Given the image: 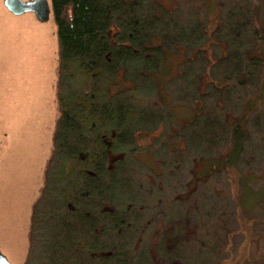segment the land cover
Instances as JSON below:
<instances>
[{
  "label": "trees",
  "instance_id": "trees-1",
  "mask_svg": "<svg viewBox=\"0 0 264 264\" xmlns=\"http://www.w3.org/2000/svg\"><path fill=\"white\" fill-rule=\"evenodd\" d=\"M261 1L210 32L162 0H50L61 110L23 264L230 260L264 188Z\"/></svg>",
  "mask_w": 264,
  "mask_h": 264
},
{
  "label": "rangeland",
  "instance_id": "rangeland-1",
  "mask_svg": "<svg viewBox=\"0 0 264 264\" xmlns=\"http://www.w3.org/2000/svg\"><path fill=\"white\" fill-rule=\"evenodd\" d=\"M162 1L169 9L178 7L187 18L208 19L211 32L219 25L218 16L236 0ZM35 17L33 13L14 15L0 0V253L12 264H23L26 259L31 208L45 183L61 110L56 91L59 43L54 19L52 14L47 22ZM255 53L264 62V42ZM176 62L172 60L173 68ZM262 71L259 105H264V67ZM123 86L120 82L119 88ZM254 196L253 208L243 209L241 221L247 223L241 231L244 238L225 264L256 262L252 253L262 240L252 226L264 188H256Z\"/></svg>",
  "mask_w": 264,
  "mask_h": 264
},
{
  "label": "water",
  "instance_id": "water-1",
  "mask_svg": "<svg viewBox=\"0 0 264 264\" xmlns=\"http://www.w3.org/2000/svg\"><path fill=\"white\" fill-rule=\"evenodd\" d=\"M6 8L15 15H22L30 12L36 15L40 22H47L51 16V6L48 0H5ZM0 264H12L8 258L0 253Z\"/></svg>",
  "mask_w": 264,
  "mask_h": 264
},
{
  "label": "flooded vegetation",
  "instance_id": "flooded-vegetation-1",
  "mask_svg": "<svg viewBox=\"0 0 264 264\" xmlns=\"http://www.w3.org/2000/svg\"><path fill=\"white\" fill-rule=\"evenodd\" d=\"M5 1V0H4ZM29 1H31V0H29ZM7 9V8H6ZM8 10V9H7ZM10 13H12L11 11H10ZM27 13H30V12H27ZM24 14H26V13H24ZM34 14V13H33ZM15 15V14H14ZM23 15V14H22ZM36 16V15H35ZM21 17V16H20ZM36 18V17H35Z\"/></svg>",
  "mask_w": 264,
  "mask_h": 264
}]
</instances>
